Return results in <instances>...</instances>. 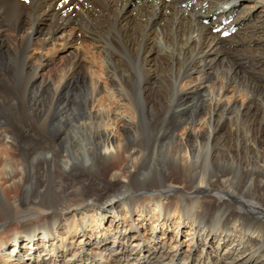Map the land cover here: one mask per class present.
Masks as SVG:
<instances>
[{
    "label": "bare ground",
    "instance_id": "1",
    "mask_svg": "<svg viewBox=\"0 0 264 264\" xmlns=\"http://www.w3.org/2000/svg\"><path fill=\"white\" fill-rule=\"evenodd\" d=\"M250 1L0 0V264H264ZM70 24L100 43L107 80L78 47L61 79L44 71L82 35ZM230 51L261 83L213 71Z\"/></svg>",
    "mask_w": 264,
    "mask_h": 264
},
{
    "label": "rangeland",
    "instance_id": "2",
    "mask_svg": "<svg viewBox=\"0 0 264 264\" xmlns=\"http://www.w3.org/2000/svg\"><path fill=\"white\" fill-rule=\"evenodd\" d=\"M242 1V3L244 4L243 5V10H244V8L246 9V7L249 5V4H251V1L250 0H241ZM48 24H49V19L47 18L46 20L44 19V20H42L41 22H40V27L43 29V31H46L47 30V28H48ZM69 30H71V31H80V28L78 27V25L77 24H70L69 26H67V28H66V31H69ZM80 32H83L82 33V35L79 33V35H81V36H79L78 35V33H76V35H77V38L76 39H74L73 41L74 42H70L68 45H67V47L66 48H64V47H61L62 45L60 44V43H57L56 45H54L52 48L54 49V52L52 51V53H51V59H50V57H49V59L51 60H49V63L47 64V65H45V68H44V71L48 74V75H50L51 73V75H52V78L53 79H57V78H59V79H61V77H62V73H68L69 71H70V69H71V66H72V63H73V60H74V54L78 51V48H79V57H80V59H81V62H82V64H81V66H82V68L83 69H87L88 67H89V65H88V63H90V65H91V67L94 69L95 68V71L97 70V69H100V70H97L96 71V73L98 74V76L99 77H102L101 79H105V80H107V77H105L106 75H105V73L103 72V70H102V63L100 62V57L98 56L99 55V49L97 48V46H99V44L97 45V43H98V40H94L91 36H90V34H88V33H85L84 31H80ZM61 32H59V34H60ZM87 34V35H86ZM37 36L39 37L40 35L39 34H37ZM86 37V39L84 40V38ZM78 42V43H77ZM78 44V45H77ZM79 46H83V49L81 48V47H79ZM96 46V47H95ZM117 46L118 45H116L115 46V48H117ZM74 47H75V49H74ZM76 47H78L77 49H76ZM57 48V50H55ZM96 48V49H95ZM119 48V47H118ZM117 48V49H118ZM70 50V51H69ZM94 50V51H93ZM98 50V51H97ZM84 51L86 52V53H84ZM90 51V52H89ZM97 52V53H96ZM71 53V54H70ZM81 53V54H80ZM89 53H90V55H89ZM93 53V54H92ZM235 53V54H234ZM73 54V55H72ZM85 54V55H84ZM237 54V55H236ZM84 55V57H82V56ZM96 55V56H95ZM239 55V56H238ZM241 55V56H240ZM71 56H72V58H71ZM86 56H90L89 58H87ZM245 56V57H244ZM74 57V58H73ZM82 57V58H81ZM92 57L93 58H95V61H96V63H92L91 64V62L89 61L90 59L92 60ZM97 57V58H96ZM235 59H234V58ZM70 58H71V60H70ZM85 58V59H84ZM89 59V60H88ZM247 56L243 53V51H241V53H237V52H234V51H230V52H228L226 55H224V57H222L221 59H220V61L218 62V64L217 65H215V67L213 68V71H222V70H229L230 69V67L234 70V71H236L235 73H237V75H243L244 76V78H251L252 80H254V81H257L258 83H261L260 82V79L258 78V76H259V74L258 73H255V72H253V67L251 66V62H247ZM87 60V61H86ZM242 60V61H241ZM84 61H86V62H84ZM123 63H125V64H128V65H130L132 68H133V70H134V74L135 73H137V74H135L137 77L139 76L138 75V67H137V65H136V61H129V60H127L126 58H124L123 60ZM129 61V62H128ZM134 62V63H133ZM84 63V64H83ZM85 63H86V65H85ZM233 63V64H232ZM71 65V66H70ZM88 65V66H87ZM236 65V66H235ZM248 65V66H247ZM95 66V67H94ZM222 66H223V68H222ZM246 66V67H245ZM68 67H70L69 69H68ZM244 67V68H243ZM49 68H50V70H49ZM64 70H63V69ZM247 68V69H246ZM62 69V70H61ZM68 71H67V70ZM219 69V70H218ZM246 69V70H245ZM250 72H249V71ZM252 70V71H251ZM137 71V72H136ZM49 72V73H48ZM51 72V73H50ZM58 72H60V73H58ZM101 74H100V73ZM252 72V73H251ZM54 73V74H53ZM55 74L56 75H58V76H55ZM254 74V75H253ZM18 76H16V80L18 81V80H20V81H22V83H24L23 81L26 79L25 77H27V76H25V75H19V74H17ZM54 75V76H53ZM102 75V76H101ZM252 75V76H251ZM257 77H256V76ZM20 77V78H19ZM55 77V78H54ZM105 77V78H104ZM253 77V78H252ZM18 78V79H17ZM257 83V84H258ZM76 85H78V82H77V84ZM23 89V88H22ZM21 89V90H22ZM17 92H18V94H19V96L20 97H22V99H24V97H23V94H22V92L20 91V89H17ZM86 95V94H80V97H84V96ZM238 97V99H240V100H244L245 99V96L242 94V95H238L237 96ZM246 100V99H245ZM254 108V107H253ZM255 109V108H254ZM253 110V109H252ZM254 111V110H253ZM263 118V119H262ZM255 120H256V122H258V121H260V120H262L263 121V123H262V131H261V133H260V135L264 138V117H263V111L262 110H260L259 111V113H258V115L256 116V118H255ZM119 132H120V135H122V131L121 130H119ZM118 132V133H119ZM184 229L186 230L187 228L186 227H184ZM186 246V245H185Z\"/></svg>",
    "mask_w": 264,
    "mask_h": 264
}]
</instances>
